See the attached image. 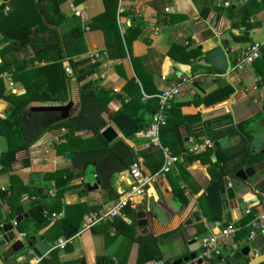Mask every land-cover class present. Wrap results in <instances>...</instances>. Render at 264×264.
<instances>
[{"label": "crops", "instance_id": "1", "mask_svg": "<svg viewBox=\"0 0 264 264\" xmlns=\"http://www.w3.org/2000/svg\"><path fill=\"white\" fill-rule=\"evenodd\" d=\"M9 1L0 0V5H4L2 15L10 11ZM246 1H73V6L80 15L70 10L69 0H63L59 5L66 20L57 28L58 31L64 32L78 25L81 32L78 49L84 51L71 55V60L85 59V65L97 62L94 72L88 78L94 81L97 87L117 94L109 100L101 113L105 121L103 128L110 127L115 137L122 138L132 148L143 172L155 173L160 167L152 172L154 164L163 161L164 153H172L159 143L153 144L135 133L129 138L123 136L109 118V113L121 106V100H127L130 95H134L138 96L137 102L143 104L148 98L155 97L161 89L175 85L178 86V93L169 102V106L175 107L180 115L192 116L190 119L193 121L196 116L199 117V122L178 124L177 132L182 151L172 154L176 160L168 171L158 172L154 179L146 184L144 195L133 198L135 203L142 201L145 204L146 224L143 226L148 228L151 235L157 237L160 259L164 264L185 256L188 252V240L195 241L192 245L198 246L199 253L204 236L218 228V225L214 224L215 221L220 222L222 226L227 222L238 225L243 221L245 226L253 217L264 212V157L254 162H249L248 159L254 153L264 151V103L260 101L259 92L253 89V84H256L260 91H264V2L253 0L246 25L238 24L232 27V18L229 16L230 8L235 13L236 8ZM205 8L207 14L205 18H201L199 13ZM9 23L10 21L1 20L0 26L5 28L10 26L7 25ZM243 36H246V39H243ZM252 42L259 43L258 57L248 67L232 70L231 65L235 57ZM94 54H97V57H94ZM31 57L32 50L28 45L21 46L16 41L0 38V66H7V70L0 71V119L5 118L11 109V104L4 95H13V99L22 94L24 88L21 80L26 81L32 77L20 76L13 80L11 71L19 72L17 67ZM50 60L48 54H41L28 63L27 67L35 68ZM62 65H68V61L63 60ZM67 76L66 100L70 99L72 106L67 111H58L59 117L74 116L79 106L78 82L72 73ZM225 85L233 87V92L222 100H213V103H210L212 100L209 95L214 91L218 92V88L225 93ZM65 101H31L25 109L31 104L55 105ZM224 114L229 115L233 122L253 116H256L254 122L262 119L261 126H256L257 133H261L262 138L260 143L253 147L252 129L246 144V153L240 152L227 162L219 193L220 215L214 218L205 200V190L210 174L218 168L217 165L212 166L216 159L212 149L217 145L211 140L212 148L197 152L190 151L189 148L203 139L198 141L194 136L205 131L206 120ZM149 116L148 114V118ZM223 137L226 144L217 147L224 152L236 151L242 147L237 136ZM63 140L64 131H61V128L44 131L27 150L16 153V161L9 166V170L0 172V190L9 186L11 177L22 184L31 185L28 193L20 195L21 212H26V216L14 225L15 237L19 232L26 236L33 235L35 239L43 240L49 248L40 256L26 253L17 264H36L41 258H46L53 249H56L57 255L50 264H132L136 244L129 243V237L123 235L127 230L120 223L116 224L117 231L115 230L112 225L114 218L96 222L88 229H80V224L87 214L97 208L109 207L112 201L128 188L130 177L127 171L112 173L108 187L102 188L97 182L94 165L72 167L70 157H65L66 152L74 151L75 146L83 145L87 139L79 138L61 152L59 144ZM5 149V138L0 135V152ZM205 150H209L208 154L203 153ZM24 158H27L25 166L22 165ZM238 162H241L238 167L250 165L253 168V174L247 180L248 189L241 191L244 192L243 211L234 205L233 200L227 198L223 185V179H228L230 167ZM60 167L69 168L72 177L65 185L55 187L53 180L48 179L46 174ZM33 172L39 174L36 184L30 177ZM228 182L233 183L230 179ZM38 196H42L44 222L39 221L37 224L33 203L36 204ZM0 210L2 215L9 211L1 202ZM65 215H69L71 219L81 215L76 230L67 231V226H58V222ZM117 217L127 224H134L133 235L139 232L134 207H128L124 211L122 209ZM241 230L238 229L233 238L226 237L220 241L226 243L224 246L230 242H242L245 235ZM58 239L65 240L62 247L54 246ZM55 260L57 263H54ZM149 262L154 261L145 263Z\"/></svg>", "mask_w": 264, "mask_h": 264}, {"label": "trees", "instance_id": "2", "mask_svg": "<svg viewBox=\"0 0 264 264\" xmlns=\"http://www.w3.org/2000/svg\"><path fill=\"white\" fill-rule=\"evenodd\" d=\"M61 1L63 0H38L37 2L33 0H10L8 6L10 11L5 13V15H2L4 5H0V21H10L7 24L10 26L5 28L0 26V38L6 41H16L21 46L28 45L32 50L33 56L28 58V61L24 60L17 67L19 72L11 71V79L13 80L20 76L25 78L32 75L28 80L25 79L26 81L21 80L24 92L13 99L11 97L13 95L10 97L4 95L11 104V109L5 118L0 119V135L5 138L6 142V149L0 152V172L14 164L16 153L21 150H27L28 146L40 137L44 131L63 128L65 131L64 140L59 144L61 147L60 151L62 152L66 147H69L71 142H76L82 137L86 138L87 140L83 145L75 146V150L70 152L71 166L94 165L97 182L102 188H107L110 175L114 172L126 171L129 164L134 161L135 154L122 138L115 137L107 142L100 135V130L105 125L101 113L109 100L113 96H117V94L97 87L94 81L88 78L94 72L97 62L85 65V59L71 60V55L84 51V49H78L81 41V32L78 25L72 26L64 32H59L57 29L66 20L65 15L59 9ZM73 1L76 3L78 0ZM260 1L264 2V0ZM252 2L253 0H247L236 8L235 13L230 8L229 16L232 18V27L238 24H247L250 18L249 7ZM206 14L205 8L199 13V16L205 18ZM243 39H246V36H243ZM50 53L53 55L51 56ZM41 54H48L51 60L41 66L28 68V63H31L35 57ZM63 60L68 61L71 73L78 82L79 106L76 114L71 117H59L58 111H32L25 109V106L31 101L66 100V78L68 76L63 70ZM3 70H7V66L4 64L0 66V71ZM31 79L33 80L31 81ZM218 90V92L214 91L209 95L212 100L210 103H213V100L218 101L227 97L233 92V87L225 85V93L221 92L223 91L221 88H218ZM209 96L207 97L209 98ZM137 98L138 96L130 95L127 100H121L120 107L109 113V118L125 138L132 137L134 133L143 129L148 124L150 116L157 106L156 97L148 98L143 104L137 102ZM136 102L137 104L135 105ZM134 105L136 106L135 109L133 108ZM148 114L150 115L149 118ZM191 117L190 115H180L178 110L170 105L166 109L164 120L158 129L159 145L169 149L172 154L182 151L177 127L182 122L185 125L199 122V117L196 116L194 121L190 119ZM255 119L256 116H253L233 122L229 115L224 114L206 120L204 122L205 131L196 133L194 136L198 141L205 137L216 141L223 136H237L242 143L240 149L231 152L227 151V153L217 146L212 149L216 158L212 166L217 165L218 168L210 174L209 183L205 190V200L214 218H218L220 215L221 199L219 193L222 188L221 179L227 170L226 164L236 154L240 152L246 153V144L251 137V127ZM208 151L205 150L203 153L208 154ZM262 157H264V151L256 152L248 159L249 162H254ZM22 162V165H27V158L22 159ZM162 163L163 161L156 162L152 172L156 171ZM239 163L241 162L231 166L229 171L238 167ZM69 171L70 169L67 167H60L53 172L47 173L46 177L53 180L55 187H60L71 179L72 176ZM30 186V184H22L11 177L9 186L0 190V202L4 203L9 209L5 215L0 213V223L21 212L20 195L28 193ZM35 201L37 202L36 204L33 203L34 219L38 224L39 221L44 222L42 196H38ZM127 209L128 207L126 206L123 211ZM80 221L81 215H78L75 219L65 215L58 222V226L60 228L67 226V231L76 230ZM113 221H115L112 224L115 230L117 231L116 224L120 223L127 230L123 235L129 237V243L134 242L136 244L135 259L132 264H143L147 261L160 259L157 237L151 235L146 226H141L139 232L133 235V223L127 224L117 216L114 217ZM239 225V230L242 229L241 231L245 235L247 228L243 226V221ZM240 238H242V235ZM56 255V249H53L46 258H41L36 264H50ZM54 263H57V260Z\"/></svg>", "mask_w": 264, "mask_h": 264}, {"label": "built area", "instance_id": "3", "mask_svg": "<svg viewBox=\"0 0 264 264\" xmlns=\"http://www.w3.org/2000/svg\"><path fill=\"white\" fill-rule=\"evenodd\" d=\"M69 8L73 13L80 15L73 6V0H69ZM258 55H259V43L252 42L248 44L244 49H242L238 53L237 57H235L234 62L231 65L232 70H240L242 68L248 67L255 60V58L258 57ZM94 57H97V54H94ZM63 70L66 75L71 74V69L69 65H63ZM253 89L259 92L260 101L264 103V91L262 90L260 91L259 86H256V84H253ZM177 93H178V86L171 85L169 87L161 89L156 94L155 96L157 99L156 109L151 114L148 124L143 129L135 133L136 136L144 138L153 144L156 145L158 144L159 126L162 124L164 120V113L166 109L169 107V102L177 95ZM61 131H64V129L61 128ZM212 147H213L212 141L208 137H205L201 140V142L193 143L189 148V150L193 152H197L203 150L204 148H212ZM175 160H176L175 156L166 152L163 154V163L161 164L159 170L156 171L155 173L147 174L142 171L138 159L135 158L134 161H132L126 169L130 177V184L128 188L124 192H122L118 197H116L112 201L109 207L97 208L93 212L87 214L80 224V229L82 230L88 229L91 225L99 221L112 220L114 217L118 216L121 213V210L124 209L126 206L129 208H133L135 204L133 198L135 196L140 197L144 195L145 194L144 187L146 186V184L150 183L158 172L168 171L172 167ZM11 222L12 225L14 226L15 225L14 221L11 220ZM239 226H240L239 224L236 225L234 222H227L220 229L215 228V230H212L208 234H206L202 239L201 250L195 258V260L199 262L196 263V261H193L192 264H201L205 260L210 259L214 255L221 252L226 247L228 246L234 247L235 243L232 242L224 246V244L226 243L221 242L220 239L226 237H229L230 239L233 238L237 230L239 229ZM245 227L247 228V232L243 240L250 241L255 236L256 232L264 227V212L258 214L257 216L249 220L246 223ZM16 236L17 237L15 238L21 240L24 234L19 232ZM64 242L65 240L58 239L54 243V246L62 247ZM147 264H151V263L149 262Z\"/></svg>", "mask_w": 264, "mask_h": 264}, {"label": "water", "instance_id": "4", "mask_svg": "<svg viewBox=\"0 0 264 264\" xmlns=\"http://www.w3.org/2000/svg\"><path fill=\"white\" fill-rule=\"evenodd\" d=\"M172 29V28H166ZM163 29V30H166ZM72 106V101L67 99L62 104L46 105V104H31L28 106L32 111H67ZM101 137L109 142L115 138V133L110 127H105L100 132ZM226 144L224 137L217 139L214 145L222 147ZM65 157H70V152L65 153ZM9 170V167L5 168ZM253 174V168L250 165L245 167H236L230 171L228 179L233 183H229L227 178L223 179V185L226 188V196L228 199L233 200L234 205L239 210L245 209L244 204V189H248L249 185L247 180ZM37 183L39 174L36 172L31 173L30 176ZM251 191V188H250ZM243 194V195H242ZM242 195V196H241ZM256 201H258L256 199ZM263 202V200L261 201ZM136 226L141 227L146 224V211L145 204L142 201L135 203L134 205ZM26 216V212L17 214L12 219L4 220L0 223V264H17L22 255L32 253L35 256H40L45 253L49 248L48 245L41 239H35L33 235H24L22 239L15 238V227L12 225L11 220L16 225ZM224 222V221H223ZM215 225H218L220 229L222 225L220 222L215 221ZM195 241L188 240L187 254L185 256L176 258L169 262V264H192L195 260L198 252V246L192 245ZM201 244V243H200ZM151 264H164L161 259L154 261ZM201 264H264V227L259 229L252 240H243L235 244V246H228L218 254L214 255L210 259L205 260Z\"/></svg>", "mask_w": 264, "mask_h": 264}, {"label": "rangeland", "instance_id": "5", "mask_svg": "<svg viewBox=\"0 0 264 264\" xmlns=\"http://www.w3.org/2000/svg\"><path fill=\"white\" fill-rule=\"evenodd\" d=\"M263 122V120L262 119H260L259 121H256V122H254V124H253V127H252V129H253V131H252V146L253 147H256V145L257 144H259L260 143V138H262V136H260L261 135V133H257V128H256V126L259 124L260 126H261V123ZM262 129H261V127H260V131H261Z\"/></svg>", "mask_w": 264, "mask_h": 264}]
</instances>
